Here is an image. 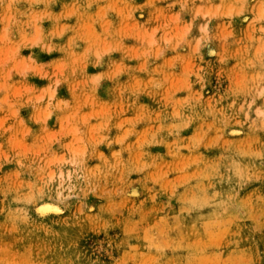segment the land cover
<instances>
[{
    "label": "rangeland",
    "instance_id": "374dc122",
    "mask_svg": "<svg viewBox=\"0 0 264 264\" xmlns=\"http://www.w3.org/2000/svg\"><path fill=\"white\" fill-rule=\"evenodd\" d=\"M0 264H264V0H0Z\"/></svg>",
    "mask_w": 264,
    "mask_h": 264
},
{
    "label": "bare ground",
    "instance_id": "6f19581e",
    "mask_svg": "<svg viewBox=\"0 0 264 264\" xmlns=\"http://www.w3.org/2000/svg\"><path fill=\"white\" fill-rule=\"evenodd\" d=\"M153 43V42H152ZM70 177V176H69ZM47 210H48V207H47Z\"/></svg>",
    "mask_w": 264,
    "mask_h": 264
}]
</instances>
